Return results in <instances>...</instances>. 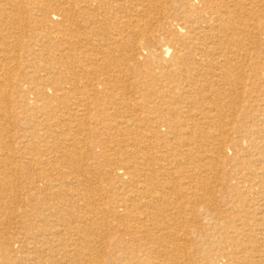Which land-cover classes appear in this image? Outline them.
Returning <instances> with one entry per match:
<instances>
[{
    "label": "bare ground",
    "instance_id": "1",
    "mask_svg": "<svg viewBox=\"0 0 264 264\" xmlns=\"http://www.w3.org/2000/svg\"><path fill=\"white\" fill-rule=\"evenodd\" d=\"M0 264H264V0H0Z\"/></svg>",
    "mask_w": 264,
    "mask_h": 264
},
{
    "label": "rangeland",
    "instance_id": "2",
    "mask_svg": "<svg viewBox=\"0 0 264 264\" xmlns=\"http://www.w3.org/2000/svg\"><path fill=\"white\" fill-rule=\"evenodd\" d=\"M52 155V154H51ZM13 156H15L16 158H18V153L14 154ZM47 156H49V154H43L42 157L44 158H47Z\"/></svg>",
    "mask_w": 264,
    "mask_h": 264
}]
</instances>
